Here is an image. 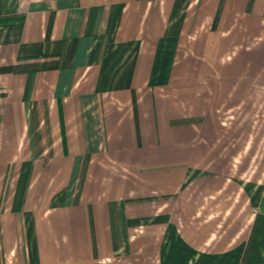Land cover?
I'll return each mask as SVG.
<instances>
[{
	"label": "crops",
	"instance_id": "1",
	"mask_svg": "<svg viewBox=\"0 0 264 264\" xmlns=\"http://www.w3.org/2000/svg\"><path fill=\"white\" fill-rule=\"evenodd\" d=\"M259 75L264 0H0V264H264Z\"/></svg>",
	"mask_w": 264,
	"mask_h": 264
},
{
	"label": "rangeland",
	"instance_id": "2",
	"mask_svg": "<svg viewBox=\"0 0 264 264\" xmlns=\"http://www.w3.org/2000/svg\"><path fill=\"white\" fill-rule=\"evenodd\" d=\"M248 92V107L243 110L233 109L231 114H223L222 121L229 122V117L232 116L234 132L248 133V142L244 139L242 142L238 140L239 143L242 146L248 143L249 149H257L258 146L264 151V77H249Z\"/></svg>",
	"mask_w": 264,
	"mask_h": 264
}]
</instances>
